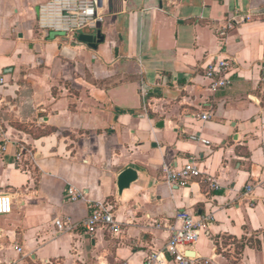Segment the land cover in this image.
<instances>
[{"label":"crops","instance_id":"1","mask_svg":"<svg viewBox=\"0 0 264 264\" xmlns=\"http://www.w3.org/2000/svg\"><path fill=\"white\" fill-rule=\"evenodd\" d=\"M44 2L0 0V261L177 264L186 211L211 220L180 251L264 264V0H102L73 38L39 29ZM228 16L249 20L221 42ZM99 33L96 48L81 39ZM222 59L232 84L212 92L205 70ZM192 162L218 188L166 180ZM127 169L138 177L120 194ZM96 204L118 232L87 233Z\"/></svg>","mask_w":264,"mask_h":264},{"label":"built area","instance_id":"2","mask_svg":"<svg viewBox=\"0 0 264 264\" xmlns=\"http://www.w3.org/2000/svg\"><path fill=\"white\" fill-rule=\"evenodd\" d=\"M102 6V0H45L38 7V27L40 30L48 33H56L66 38H73L79 36L81 32L87 29H95L102 16L100 14ZM249 20V16L246 18L228 16L224 25L216 29V34L220 38L221 42L226 38L229 31L239 26L241 23ZM264 64V63H263ZM231 70V64L228 60H215L208 65L205 70V75L210 81V90L216 92L220 89H224L232 84V81L227 77ZM0 83H3V79H0ZM264 92V76L261 80ZM199 118L206 120L207 115H201ZM194 141H201L196 137ZM208 145L207 141H201ZM199 171L198 167L192 163L186 165L179 172H168L166 180L170 183H175L181 187L188 186L191 181L197 179H203L209 183L212 188H218L214 179L209 176H204ZM252 191V187L247 188V193ZM77 197H73L72 200H76ZM12 212V199L10 194H0V215H8ZM182 222V225L177 229L169 243L168 252L175 257L177 264H211L210 261L204 263L196 261L185 254V251H180L179 247L189 246L194 244L201 231L205 230L210 217L203 218L200 221H196L194 217L186 212L181 211L176 216ZM102 225L108 227L112 232H118L120 230L119 225L113 219L111 213H109L103 205L96 204L92 215L84 222V228L87 233L94 235L98 231V227ZM63 230L67 227V224H63ZM158 261V255L152 253L147 260V264H155ZM0 264H3L0 261ZM126 264V263H123Z\"/></svg>","mask_w":264,"mask_h":264},{"label":"water","instance_id":"3","mask_svg":"<svg viewBox=\"0 0 264 264\" xmlns=\"http://www.w3.org/2000/svg\"><path fill=\"white\" fill-rule=\"evenodd\" d=\"M54 35H59L56 33H53ZM100 33L98 34L97 37H93V36H83L81 37L82 41H84L85 43H89L93 48H96V43H99V39H100ZM137 173L136 171H134L133 169H127L126 171H124L119 179H118V190L119 193L121 194L124 190L128 189L131 184L133 182H135L137 180Z\"/></svg>","mask_w":264,"mask_h":264}]
</instances>
